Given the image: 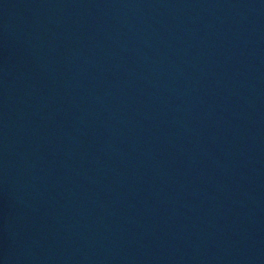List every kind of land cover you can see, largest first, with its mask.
<instances>
[{"label":"water","instance_id":"1","mask_svg":"<svg viewBox=\"0 0 264 264\" xmlns=\"http://www.w3.org/2000/svg\"><path fill=\"white\" fill-rule=\"evenodd\" d=\"M0 264H264V0H0Z\"/></svg>","mask_w":264,"mask_h":264}]
</instances>
